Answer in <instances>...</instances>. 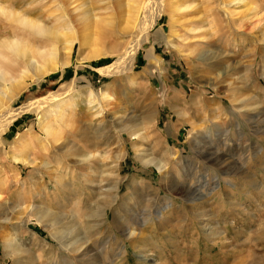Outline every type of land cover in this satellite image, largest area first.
Listing matches in <instances>:
<instances>
[{
  "label": "rangeland",
  "instance_id": "rangeland-1",
  "mask_svg": "<svg viewBox=\"0 0 264 264\" xmlns=\"http://www.w3.org/2000/svg\"><path fill=\"white\" fill-rule=\"evenodd\" d=\"M89 1L93 21L72 26L80 44L57 45L43 78H23L4 50L8 87H25L8 109L32 107L0 132V264H264V0H153L161 16L112 76L102 69L139 29L121 32L116 0ZM68 3L0 0L46 28ZM0 19V43L24 33ZM145 148L162 173L142 163Z\"/></svg>",
  "mask_w": 264,
  "mask_h": 264
},
{
  "label": "bare ground",
  "instance_id": "bare-ground-1",
  "mask_svg": "<svg viewBox=\"0 0 264 264\" xmlns=\"http://www.w3.org/2000/svg\"><path fill=\"white\" fill-rule=\"evenodd\" d=\"M99 1L102 2L101 0H99ZM116 1L119 4V5H117L119 10H122L124 7L126 8V9H124L125 10L124 13L126 16V23H125L124 29H122L121 32L124 30L126 33H129V32H131V30L135 29V27H138L137 29H139L138 33H140V36H138V38L135 39L133 45H130L128 48H126L124 53L120 54L117 57L116 61L111 66H109L108 68L102 69L101 73L103 75H106V76L117 75L119 73H122V72H125V71L131 69L132 63L134 61V56L136 55V52L141 47V44H143L144 42L147 41L148 31L153 27V25L155 24V21L161 16V13H162L161 1L157 2V4H159V7L154 12L152 11V9H150L151 1L155 2L153 0H147V1L146 0H116ZM91 2L92 1H89V0H69L68 5L72 7V10H71L72 12L69 13L70 14V17H69V14L66 13V11H67L66 8H64L65 14L63 16H61L58 20L55 21V24L65 22L59 28H55V24L50 28H46V27H44V25L42 26V25L37 24L36 22L34 23V21H32V20L31 21L28 20L25 17V15H23L21 13L14 12V13H9V15H6L4 9L0 6V15L2 16V18H4L7 22H10V24L11 23L16 24L21 30H23L22 32H24V33H20L19 31H17L14 34V38L12 37L13 40L11 42H1L0 43V65L2 64L1 62H3V60H5V58H6L4 50H8V51H11L12 53H14L20 57V66H21V69H23V72H21L22 76L30 73V75L39 79V78H43L45 76V74L53 72L55 70L53 60H54L55 54L57 52V45H59V44L62 45L63 51L70 54L72 51H74L75 42L80 44V40L75 38L74 33L72 32V29H73L72 26L76 23L77 24H79V23H86V24L89 23L90 24L93 21L94 15L91 11ZM63 3H64V1H63ZM243 3H244V0H232V4H234V5H244ZM32 8H35V7H32ZM174 9L176 10L177 8L174 6ZM143 11H145L146 16H144L145 17L144 20L141 21L139 16ZM246 11H248V13H250L249 15L252 16L251 9L248 8ZM255 16H256V14H254V18H255ZM65 18H67V19H65ZM138 18H139V21H138ZM0 22L3 24L5 23V21L4 22L0 21ZM73 22H74V24H73ZM135 32H133V33H135ZM0 34H2V36H3L4 33L1 31ZM18 34H20V35H18ZM2 36H0V37H2ZM31 36L34 38H37L38 40L41 39V40L37 41V42H39L38 46L40 48H36V49L28 48V47H30L28 45V44H30V42H27L28 40L23 41V38H25V37L29 38ZM52 45H53V47H52ZM96 56L97 55H93L92 57L96 58ZM10 68H12V67H10ZM0 69H1V66H0ZM8 70H11V69L8 68ZM16 70H17V68H16ZM9 72H11V71H9ZM16 72L17 71H15V73ZM13 75H15V74H13ZM23 78H24V76H23ZM12 80L13 79L11 78L10 83H9L10 87H8V84H7L8 78L6 77L5 72L2 73L0 70V82H2L4 85V87H2V88L0 86V132L3 129H5L6 127H8L9 124H11L17 118V116H19L21 113L29 111L30 108L32 107L31 106L32 104H31V105L24 106L23 108L18 109V110L9 111L8 105L12 101V98H15L17 96V94L20 93L21 91H23V89L25 88L24 84H22L23 82L20 83V82H16L15 80H13V81ZM7 90H8V92L11 93L10 95L6 93ZM90 95H91V93H90ZM109 99H110V97H109L108 93L103 92L102 93V100L108 101ZM94 104H95V102H94ZM32 109H34V108H32ZM141 161L144 165L155 164L161 173L165 169V166L161 162L155 161L148 156V150L146 148L143 150V155L141 157ZM215 189H216V187L214 186L211 189V191H214ZM37 220H38L39 224L48 223L49 224V230H50V232L53 233V234H51L52 237L54 239L58 238V235L61 232L59 233L57 231L56 220L54 218H51V216L49 215L48 212H45V211L40 212ZM131 236H133V235L130 234V237ZM60 245L64 249H66V247H65L66 244L61 243ZM4 248H5L7 253H9L11 255L13 254L14 256H17L18 254L21 253L19 250L18 241L16 240V238H13V237H8L7 239H5V247ZM69 249H71V248H69ZM140 258H142V257H140Z\"/></svg>",
  "mask_w": 264,
  "mask_h": 264
}]
</instances>
